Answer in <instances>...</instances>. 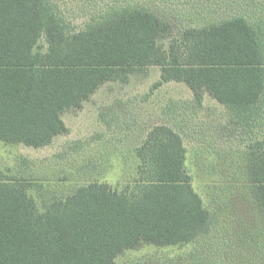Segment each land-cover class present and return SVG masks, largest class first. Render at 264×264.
<instances>
[{
	"label": "trees",
	"instance_id": "trees-1",
	"mask_svg": "<svg viewBox=\"0 0 264 264\" xmlns=\"http://www.w3.org/2000/svg\"><path fill=\"white\" fill-rule=\"evenodd\" d=\"M57 1L0 0V142L48 147L69 134L65 113L154 67V90L183 84L198 109L209 96L224 108L216 133L245 144L213 207L194 188L184 120L146 134L122 189L96 179L63 194L25 162L0 170V264H117L144 246H190L188 264H264V0H188L180 18L171 0H83L95 12L81 29Z\"/></svg>",
	"mask_w": 264,
	"mask_h": 264
},
{
	"label": "rangeland",
	"instance_id": "rangeland-1",
	"mask_svg": "<svg viewBox=\"0 0 264 264\" xmlns=\"http://www.w3.org/2000/svg\"><path fill=\"white\" fill-rule=\"evenodd\" d=\"M57 2L75 29L83 28L87 18L95 12L94 8L88 6L92 4L83 0ZM170 2V12L177 13L179 18L192 6L188 0ZM158 3L164 10V3L161 0ZM195 4L202 5L197 2ZM183 20L186 23V19ZM160 73L158 68L151 67L131 74L125 84L107 83L91 100L84 103L81 110L64 114L63 119L70 132L56 137L48 147L34 149L0 142V170H17L25 162L22 168H30L31 173L28 175L32 176L31 179H39L45 183L48 181L51 187L61 188L63 194L71 192L75 186L96 179L113 188L122 189L135 172V164L130 159L131 153L142 144L146 134L156 124L186 121L189 128L186 134L192 135L185 138L187 167L193 176L194 188L206 207L217 206L214 199L221 194V188L234 183L229 179L230 173L239 163L238 152L245 143L236 135L216 133L223 123L221 121H224V108L209 96H205L202 107L198 109L193 103L191 91L183 84L171 83L154 90L153 86L160 79ZM188 102L190 109L186 107ZM102 113L107 118H100ZM84 164L86 169L81 168ZM97 165H100L99 171H93ZM70 173L73 174L69 175ZM66 175L70 179L62 181ZM227 194L231 195L230 192ZM226 200L228 204L232 201L230 198ZM233 201L231 206L239 205L237 199ZM189 252L190 246H144L119 257L117 264H160L167 259L177 261L178 264H188L180 257Z\"/></svg>",
	"mask_w": 264,
	"mask_h": 264
}]
</instances>
